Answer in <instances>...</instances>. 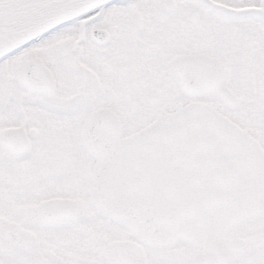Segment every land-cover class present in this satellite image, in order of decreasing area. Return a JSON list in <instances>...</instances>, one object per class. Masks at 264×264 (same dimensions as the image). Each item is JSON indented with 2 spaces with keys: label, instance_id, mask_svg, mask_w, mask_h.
Segmentation results:
<instances>
[{
  "label": "snow or ice",
  "instance_id": "snow-or-ice-1",
  "mask_svg": "<svg viewBox=\"0 0 264 264\" xmlns=\"http://www.w3.org/2000/svg\"><path fill=\"white\" fill-rule=\"evenodd\" d=\"M0 264H264V0H0Z\"/></svg>",
  "mask_w": 264,
  "mask_h": 264
}]
</instances>
